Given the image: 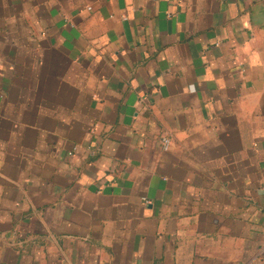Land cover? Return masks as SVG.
<instances>
[{
	"label": "crops",
	"instance_id": "crops-1",
	"mask_svg": "<svg viewBox=\"0 0 264 264\" xmlns=\"http://www.w3.org/2000/svg\"><path fill=\"white\" fill-rule=\"evenodd\" d=\"M0 264H264V0H0Z\"/></svg>",
	"mask_w": 264,
	"mask_h": 264
},
{
	"label": "built area",
	"instance_id": "built-area-1",
	"mask_svg": "<svg viewBox=\"0 0 264 264\" xmlns=\"http://www.w3.org/2000/svg\"><path fill=\"white\" fill-rule=\"evenodd\" d=\"M161 143H162L163 149H164V150H168L169 147H170V145H171V140H170L169 137L163 135V136L161 137Z\"/></svg>",
	"mask_w": 264,
	"mask_h": 264
}]
</instances>
